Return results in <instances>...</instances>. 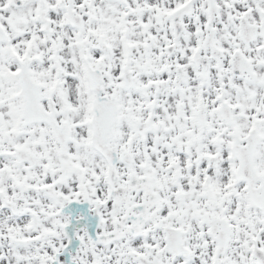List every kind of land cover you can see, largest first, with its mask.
Segmentation results:
<instances>
[{"label": "snow or ice", "instance_id": "obj_1", "mask_svg": "<svg viewBox=\"0 0 264 264\" xmlns=\"http://www.w3.org/2000/svg\"><path fill=\"white\" fill-rule=\"evenodd\" d=\"M0 264H264V0H0Z\"/></svg>", "mask_w": 264, "mask_h": 264}]
</instances>
